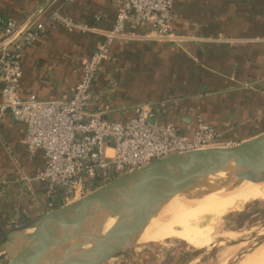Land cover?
Returning <instances> with one entry per match:
<instances>
[{"label":"crops","instance_id":"1","mask_svg":"<svg viewBox=\"0 0 264 264\" xmlns=\"http://www.w3.org/2000/svg\"><path fill=\"white\" fill-rule=\"evenodd\" d=\"M47 1L0 0V14L24 23ZM171 1L172 29L184 40H160L148 23L134 18L128 37L110 46L97 72L89 113L125 123L146 105L152 120L188 139L199 123L208 125L221 137L220 147L264 134V0ZM54 12L77 28L53 19ZM116 17L112 0H54L35 20L45 29L23 56L21 98L69 100L85 62ZM26 134L25 123L10 115L0 118V234L51 211L45 185L34 180L44 155L29 157ZM135 251L112 262L156 264L154 248ZM165 254V264H192L195 257Z\"/></svg>","mask_w":264,"mask_h":264},{"label":"built area","instance_id":"2","mask_svg":"<svg viewBox=\"0 0 264 264\" xmlns=\"http://www.w3.org/2000/svg\"><path fill=\"white\" fill-rule=\"evenodd\" d=\"M112 1L117 6L114 26L102 34V40L83 66L81 81L67 101H43L35 96L21 98L22 59L45 26L36 21L28 25L32 19L18 23L0 14V93L3 99L0 118L10 115L27 125L25 144L30 158L43 152L44 166L34 180L45 185L50 210L75 202L154 161L221 146V137L208 125L199 123L193 137L188 139L175 127L152 120L146 105H140L135 116L125 123L111 122L101 114L89 113L91 88L97 72L107 60L110 46L128 37L126 29L134 18L148 23L160 40L176 43L184 40L171 27V0ZM52 15L69 28H77L58 12Z\"/></svg>","mask_w":264,"mask_h":264},{"label":"water","instance_id":"3","mask_svg":"<svg viewBox=\"0 0 264 264\" xmlns=\"http://www.w3.org/2000/svg\"><path fill=\"white\" fill-rule=\"evenodd\" d=\"M53 1H47L28 25ZM226 169L238 178L236 186L264 182V134L231 147L154 161L75 202L4 231L0 264H106L134 248L140 234L171 200ZM110 219L115 223L104 231Z\"/></svg>","mask_w":264,"mask_h":264},{"label":"bare ground","instance_id":"4","mask_svg":"<svg viewBox=\"0 0 264 264\" xmlns=\"http://www.w3.org/2000/svg\"><path fill=\"white\" fill-rule=\"evenodd\" d=\"M229 172L230 170L226 169L210 177L202 186L171 200L140 234L138 242L164 243L168 239H177L201 249L214 238L227 237L231 240L232 234L230 236L223 233L221 225L223 218L228 213L240 211L251 201H264V182L260 184L243 182L236 186L238 178L232 177ZM114 223L115 219L108 220L104 231H108ZM259 233L261 235L262 231ZM234 250L228 249L224 254H231ZM258 257L264 259V242L250 255V259ZM249 261L246 263L243 260L240 264H249Z\"/></svg>","mask_w":264,"mask_h":264},{"label":"rangeland","instance_id":"5","mask_svg":"<svg viewBox=\"0 0 264 264\" xmlns=\"http://www.w3.org/2000/svg\"><path fill=\"white\" fill-rule=\"evenodd\" d=\"M221 225L223 228L222 229L223 233L225 232L226 235L228 234L230 236L232 234L231 240L228 239L227 237L214 238L211 240L209 244H206L201 249L177 239H168L164 243L154 242V243L144 244L138 242L134 248L130 249L126 253L130 252L133 255L136 249L137 250L135 251V253L137 254L144 251L147 248L152 247L156 250V252L154 255L155 258L153 259L151 258V260H154L153 262L156 264H165L167 262L166 254H165L166 251H170V253L173 254L172 256H169L170 258H174L173 257L174 255L180 256L181 254L187 255L188 256L187 258H190V255H194L195 257L192 264H212L223 261L224 262L227 261L226 264H239L243 259L247 263L250 259L251 253L254 250H256L258 247H260L264 242V201L262 200L251 201L246 205H244V207L240 211L228 213L223 218ZM261 231L262 233L260 235L259 232ZM247 239L250 242L247 241ZM226 249L227 250L235 249V250L231 254H224L227 251ZM158 252H161V254H158ZM159 256L160 257L163 256L165 258V262L164 261L162 262L161 260L162 258H160ZM123 257L124 259H126L125 256ZM228 257H230L231 259ZM119 263L120 260L117 259V260H113V262L111 260L106 264H119ZM140 263H143L142 260L140 261ZM177 264H180V262L178 261ZM249 264H264V259L263 258L261 259L260 257L251 258Z\"/></svg>","mask_w":264,"mask_h":264},{"label":"trees","instance_id":"6","mask_svg":"<svg viewBox=\"0 0 264 264\" xmlns=\"http://www.w3.org/2000/svg\"><path fill=\"white\" fill-rule=\"evenodd\" d=\"M171 27H172V22H171ZM173 30V29H172Z\"/></svg>","mask_w":264,"mask_h":264}]
</instances>
